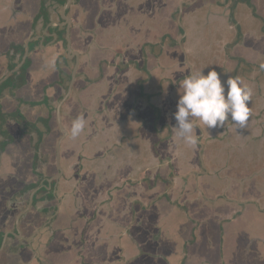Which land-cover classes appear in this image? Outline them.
Wrapping results in <instances>:
<instances>
[{
	"label": "crops",
	"instance_id": "obj_1",
	"mask_svg": "<svg viewBox=\"0 0 264 264\" xmlns=\"http://www.w3.org/2000/svg\"><path fill=\"white\" fill-rule=\"evenodd\" d=\"M88 1L92 20L85 22L82 26L88 29L84 35H88L92 41L86 45H83L81 41L77 43L80 46L79 49L85 48L88 53L92 52L93 59L97 62L98 59L95 56L109 55L104 53L105 50L111 48L110 53L116 51L118 47H124L121 46V41L118 42L122 23H108L109 21L104 18L105 13L103 14L100 9L103 8V4H111L114 1L115 11L111 15L117 17V12L126 5L122 3V0H104L100 5L98 2L96 3V0ZM140 1L131 0L127 4L133 11L130 14L132 17H124L125 32L129 35L128 41L124 39L127 49L124 61L135 59L137 66L143 69L147 67L148 72L156 73L161 68L164 69L165 75L172 72V66L166 63L167 59L172 61L171 56L168 55L169 52L156 53V35L186 36L192 33L191 30L194 27L200 28L201 25L205 26L207 23L216 25L218 30L229 29L232 19L238 24L236 26L240 25L241 27L243 23L240 18L242 17L244 22L260 25L261 27H256L257 30L263 29L264 31V0H151L149 7L146 2L141 3ZM181 1L185 3L182 4L180 10L179 25L178 15ZM41 2L42 0H0V79L6 76L9 71L10 76L14 72L12 66L18 65L22 61L21 55L26 41L30 37L38 38V35H42L44 32L41 29L44 25V19L40 15ZM137 6L142 13H147L149 8L152 9L153 22L151 24H142L136 20H140V16H136L138 15L135 11ZM143 8L146 9L143 10ZM98 9L100 14L95 19L94 15L98 13ZM145 16L147 17V15ZM96 20L98 23H95ZM157 25L162 26L160 31H157ZM149 26L155 27L156 30H153L155 33L148 28ZM174 28L176 30L173 32ZM74 32L76 33L77 29ZM253 34L260 33L254 31ZM37 38H31V41L37 42L32 44V63L26 70V84L12 91L17 98L22 99V103L19 104V107L17 106L16 99L11 97L10 90L8 91L10 88L6 86L0 96V109L4 113H11L18 107L21 113L26 116L25 108H36L30 103L38 102L42 98L39 94L40 89L50 82L49 77L55 75L53 67L48 60L45 61V54L53 48L50 45L43 46L41 41L36 40ZM148 42L154 44V49L151 52L147 48L144 49ZM182 48L185 47L182 46ZM38 49L43 51L42 54H38ZM186 50L185 48L187 57ZM142 51L146 53L140 54ZM40 58L43 60L41 61ZM189 64L193 71L192 64L190 62ZM48 65L50 66L48 67ZM167 69L169 70L167 71ZM189 70L187 65V71L189 72ZM105 72L110 74L109 69ZM139 73V70L133 69L131 64L127 65L121 73L124 80L110 84L111 87L117 88L116 91L119 94L112 95L108 100L109 103L117 102L118 95L125 96L129 101V88L132 87V81L146 75L143 72ZM103 82L102 84H104ZM144 84H150L149 80H146ZM76 85L80 86L78 81L75 82ZM108 87L105 88L111 90ZM35 92L37 95H34ZM80 96L82 100L84 99L83 105L89 113L90 120L87 118L82 120V117H79L82 115L79 112L80 108L78 111L80 114L74 112L76 115L74 118H81L79 121L84 125V129L75 138V141H71L70 128L73 119L69 118L70 113L65 115L64 108L61 124L67 134L61 140L59 150L68 154L71 152V146L76 144L77 151H80L81 156L85 158L84 162L89 163L92 172L91 177L84 182L83 188L86 190L82 193L81 199L76 203L67 199L62 200L56 219L52 218L51 220L50 218L46 222V216L32 208L28 209L26 213L23 212L24 210L19 211L20 208H23L22 203L27 199V195L24 196V201L20 202L19 208L4 207V201L12 193L20 191L24 184L33 187L37 181L33 173L32 145L29 137L22 135L23 126L10 119L4 126L15 137V141L0 152V231L12 232L13 222L20 216L18 223L20 233L15 237L6 238L3 249L0 251V264H134L141 256L151 255L146 253V246L136 235V228L142 227L147 218L146 214L150 213L152 207L154 208L156 205H160L161 208L172 206L177 210L172 211V216L181 218L186 215L188 216L187 223L193 224L194 220H191V217H195L197 220L207 217L216 227L220 225L225 227V222L233 223L235 228L237 227L238 233L241 231L239 229L242 227L243 216L248 215V212H251L252 215L254 212L264 214V184L261 183L264 178V160L250 158L252 147L250 143H247L249 138L245 133H243L244 138L241 142H246L242 144L228 145L217 141L211 143L213 139L207 142L202 139L201 159H199L200 147L196 145L188 147L192 149L195 156L191 154V163H188L187 167L183 166L187 170L179 172L175 166V156L171 153V147V149H164L162 152H157V149L151 147L141 148L140 138H137L140 134L135 137L134 134L140 130L142 120L134 119L136 117L125 118L123 126H119L115 121L108 127L114 131L115 139L112 144L116 156L119 157L121 154L117 147H122L124 150L122 176H127L129 181H137L138 185L133 190L125 187L123 190H118L119 193L112 195L111 192V195H106L105 191H102L104 182L101 178V162L102 152L107 148L106 146H109L108 143L105 144L102 133L107 124L104 122L103 115L96 111L98 108L96 105H87V95ZM130 104L126 102V106H130ZM68 106L70 108V104ZM85 116L87 115L85 114ZM27 121H29L28 117ZM204 135L203 132L202 137ZM61 146H63L62 149ZM129 152L131 153L129 154ZM25 160L30 165L28 172L23 170L22 161ZM240 162L243 166L240 165ZM159 167L165 174L161 175L160 179L162 180L157 182ZM94 168L97 169V172H94ZM146 179H148V183H153V180L155 183L149 186L145 183ZM122 180L125 179L120 177L119 182L121 183ZM260 184L262 186L258 187ZM127 190L131 193L128 194ZM202 199L207 200L206 203L211 208L217 205L221 206L219 210L221 218L214 211V213L211 211L202 213L197 207V203ZM54 204L55 200L53 199L45 206L50 207ZM39 205L42 204L39 203ZM153 212H157V216H160L158 210ZM160 219L161 217L157 218V220ZM229 227L230 225L223 229L231 234L232 231ZM193 235L194 237L190 240L183 239L182 245L185 248L198 241L194 232H192ZM126 236H129L130 239ZM120 240H122V247H118ZM27 244H30L31 247L29 248ZM252 244L255 247L252 251L253 254L261 258L264 255V235L253 236L248 240V245ZM164 254L166 253L164 252ZM181 260L177 264H180Z\"/></svg>",
	"mask_w": 264,
	"mask_h": 264
},
{
	"label": "rangeland",
	"instance_id": "obj_2",
	"mask_svg": "<svg viewBox=\"0 0 264 264\" xmlns=\"http://www.w3.org/2000/svg\"><path fill=\"white\" fill-rule=\"evenodd\" d=\"M226 3L229 4V2ZM242 18H240L243 23L241 27L240 25L236 26L238 24L235 23L234 19H232L229 29L218 30L219 28L216 25H209V23L205 26L201 25L200 28L194 27L190 35H186L181 39V43L187 49V57L192 64L194 73L201 71L203 75H207L209 71L215 70L220 75L222 83L229 77L238 78L243 86L251 89V101L247 105L250 108L249 120L246 127L241 128L240 131H242L243 138V133H245L249 141L251 139V142L247 140V143H250L252 147L250 158L252 160H264V142H261L264 138V70H261L260 67L261 64H264V31L263 29L257 30L256 27H261L260 25L256 26L244 22L245 20ZM160 28L162 26L157 25V31H160ZM175 30V28L172 29L173 32ZM254 31L260 34H253ZM180 36L156 35V53L169 52L168 55L171 56L172 61L167 59L166 63L172 66V72L165 75L163 68L159 72L156 71V73L153 71L146 72V75L141 78L143 81L141 84V99L134 107L135 111L140 113V119L142 120L139 136L141 148L151 147L157 149V152L172 148L171 153L175 156L177 171L184 172L187 168L185 169L183 166L186 165L187 167V164L191 163L190 155L194 154L195 156V153L192 152L191 148H188L192 145L179 140L172 129L176 124L173 114L177 110L178 89L182 93L179 86L182 84L183 78L189 73L187 65L183 62L182 50L177 43ZM146 80L150 82V84H146L148 86L144 84ZM133 91L132 88H129L130 93ZM34 95H37V93L35 92ZM71 106L70 102V108ZM131 106L133 104L125 108L124 118L126 119L131 116L136 117L134 113H128ZM75 108L76 110L73 111L79 113V108L77 106ZM25 109L29 121H34L38 115L37 113L44 110L43 107L32 108L33 110ZM65 111V115L72 113L67 108H65ZM197 123L203 129L205 135L202 138L205 139V142L210 139H213L211 143L217 141L228 145L246 142H239L235 139L236 127L229 122H225L224 127L212 129H205L203 125ZM52 125L54 127L53 134L43 146L46 151L53 148L59 135L54 121L51 122ZM194 134L198 135V130ZM32 140L30 139V142ZM62 148L63 146H61ZM37 164L36 169L39 168ZM22 165L23 170L28 172L30 166L28 162L26 160L22 161ZM240 165L243 166L241 162ZM44 173L48 172L45 171ZM164 174L163 169L159 167L157 169V182L162 180L160 176ZM147 181L148 179L145 183ZM1 182L3 184V181ZM261 183L264 184V178ZM261 186V184L258 185V187ZM206 195L213 196L211 194ZM206 202L207 200L202 199L199 204L197 203L199 210L202 213L214 211L221 218L219 212L221 206L217 205L211 208ZM154 210H158L160 216H157V212H153ZM172 211L177 210L172 206L161 208L160 205H156L154 208L152 207L150 213L146 214L147 218L144 220L142 227L136 228V235L146 246V253L151 255L141 256L134 264H177L181 259L183 264H264V255L258 258L252 252L255 248L254 244L248 245V240L253 236L264 235V214L254 212L252 215L251 212H248V215L243 216L242 227L239 229L241 231L238 233L236 231L237 227L235 228L233 223L225 222V227L220 225V229V226L216 227L207 217L203 220L191 217V220H194L192 224L186 222L188 216L175 218L172 216ZM160 217L161 219L157 220ZM228 225H230L231 234L223 229L227 228ZM192 232L195 233L198 241L194 245L185 248L182 241L184 238L189 240L193 238ZM126 237L130 239L129 236ZM121 243L122 240L119 241L118 247H122ZM233 248L235 250H232Z\"/></svg>",
	"mask_w": 264,
	"mask_h": 264
},
{
	"label": "flooded vegetation",
	"instance_id": "obj_3",
	"mask_svg": "<svg viewBox=\"0 0 264 264\" xmlns=\"http://www.w3.org/2000/svg\"><path fill=\"white\" fill-rule=\"evenodd\" d=\"M104 0H96V3L100 5ZM131 0H122V3L126 5V7L122 8V10H119L117 12V17L112 16V12L115 11V5L114 1L111 4L105 3L103 4V8L100 9L101 12L104 14V18L109 21L108 23H122V29L120 31V40L121 46L124 47H118L116 51L110 52L111 48L108 50H105L104 53H108L109 55H104V57L95 56L97 60L94 61L93 59V53H88L87 49L80 48L78 45V41H81L83 45L88 44V42L92 41L91 38L88 35H84V33L88 32L87 28L85 29L84 25L85 22L92 20L91 16V9L89 6L88 0H70L68 6L64 10V14L62 16L61 10L63 6L67 3V0H42L41 2V11L40 15L44 19V25L41 29L44 30L42 35H38L39 37H30L28 39L27 44V53L23 60V57L25 55V47L23 49V53L21 55V58L23 60V63L28 62V67L26 70L31 66L32 63V48H30V45L32 44L31 38H37L38 42H42L43 46H51L53 50L49 51L47 54H45V61L48 60V62L51 64V66L54 69L55 75L49 77V83L44 85L41 89V97L40 100L36 103H39L35 105V107L44 108V110H40L37 113V117L34 121H31V123H34L36 126V129H31L28 132H23L22 135L28 136L29 141L30 139L33 140L30 142L33 149V168H34V175L36 177V184L31 187L29 184H24L20 191H16L12 193L5 201H4V207L5 208H19V205L24 201V196L27 195V199L22 203L23 208H20L19 211L24 210L28 205H30V208L38 210L42 215L46 216V222H48L51 218L56 219L58 216V212L60 209L59 204H61V201L64 199L69 200L72 203H76L77 200H80L83 196L82 193L86 190L84 187V182L86 179L91 177V166H89V163L84 162L85 158L81 156V152L77 151L76 144L72 145L71 152L68 154L62 153L61 150H59L58 153V162H57V152H56V144L58 140L62 136V132L60 129H58V123H57V117H56V109L60 101H62L65 97L66 99L62 103L60 107V117L62 116V110L64 108L70 109L72 113L69 114V118L76 120L74 117L76 116L74 114L73 110H76L75 106L80 108V113H82L81 116L82 120L83 118H87L90 120V117L88 116L89 113L86 111V107L83 105V101L81 99V96L83 94L87 95V105H96L98 108L96 111L103 115V119L105 124H107V127L103 128V135L105 138V144L108 143L109 146H106L107 148L103 150L102 152V162H101V178L103 179L104 185L102 187V191H105L106 195H112L113 193H119L118 190H123L125 187L127 189H135L138 185V183L129 181L127 179V176H122V169L124 166V150L122 147H117L119 154V157L116 156V153H114L113 149V140L115 139L114 131L110 129L111 127H108L109 124L116 121V124L118 123L119 126L124 125L125 121V108L126 102L133 104L131 106L130 112L128 113H134L136 115V118L134 116H131L130 118H134L138 120L141 118L140 113L138 111H135L134 105L140 101L141 99V84L143 81L138 78L134 79L132 81V89L133 92L129 93V101L125 98V96H117V102L115 103H109V99L112 95H116L117 88L115 89V86H110V84H116L119 81H123L124 79L121 76L122 70L128 65L133 67V69L139 70L140 73H146L148 72L147 67L145 69L140 68L137 66L135 59H129L128 61H124V54L127 53L125 40L128 41L129 35L125 32L126 25L124 24L125 18L132 17V11L133 9H130V7L127 6ZM141 3L146 2L148 4V7L151 4V0H141ZM108 6V7H107ZM146 8H143L145 10ZM100 11L98 9V13L94 15V18L97 19V17L100 14ZM135 11L138 13L136 16H140V20L136 19L137 21H140L142 24H148L152 23L153 17H152V9L149 8L147 13H142V11L136 7ZM147 15V17L145 16ZM64 17H68L70 21L69 28L67 30L66 23L64 21ZM125 17V18H124ZM118 19V20H117ZM142 20V21H141ZM95 23H98V20H96ZM151 31L155 29V27L149 26L148 27ZM46 29V32H45ZM75 29H77V34L74 32ZM149 30V31H150ZM155 33V31H153ZM153 33V35H154ZM87 36V38H86ZM95 36V35H94ZM150 36V35H149ZM148 49L149 52L153 51L154 44H151V42L146 43L144 49ZM114 50V49H113ZM38 54H42L43 51L38 49ZM41 51V52H40ZM86 53H88L86 55ZM146 53L145 51L141 52L140 54ZM110 56V59H109ZM146 59V58H145ZM42 61L43 59L40 58ZM18 68V70L22 67ZM144 64V62H143ZM19 65V63H18ZM17 67V64L15 65ZM14 66V67H15ZM13 67V69H14ZM110 71V74H106V70ZM17 70V71H18ZM26 70L25 75L26 76ZM16 71V72H17ZM74 72V80L73 84L70 87L71 83V76ZM14 73V72H13ZM139 73V74H140ZM10 74V71H9ZM189 75V74H188ZM53 77V79H52ZM55 77V78H54ZM2 78H5L2 77ZM7 80V78H6ZM5 80V81H6ZM3 81V82H5ZM79 82L80 86H75V82ZM104 81V82H103ZM2 82V83H3ZM102 82L104 84H102ZM26 84V78L25 83L15 88L19 89ZM1 85V84H0ZM109 86L108 88H111V90L105 88ZM70 87V92L68 93V89ZM5 88H3L0 92V96L2 94V91H4ZM10 89H8L9 91ZM11 89V92L14 91ZM10 93V91H9ZM14 93V92H13ZM68 93V95H67ZM119 94V92L117 93ZM57 97V98H56ZM144 97H146L144 95ZM13 98H17L15 93ZM72 104L71 108H68V105ZM101 105V107H100ZM74 107V108H72ZM1 110V109H0ZM79 110V109H78ZM79 113V114H80ZM85 114L87 116H85ZM85 116V117H84ZM24 117L27 119V117L24 115ZM40 119H47L46 124H43ZM81 119V118H79ZM78 119V120H79ZM11 120V119H10ZM13 121V120H11ZM55 122L56 130L58 131L59 135L57 139L54 142L53 148H51L49 151H46V148H43V146L46 144L47 140H50L49 137L51 136L54 127L51 126V122ZM7 122H9L7 120ZM5 123V125L7 124ZM15 122V121H14ZM83 122V121H82ZM17 124L21 125V123L16 122ZM115 124V125H116ZM198 124V123H197ZM4 125V126H5ZM113 125V124H112ZM199 126V125H198ZM200 127V126H199ZM203 133V129L200 127ZM241 128L236 129L235 128V139L239 142L242 141V131H240ZM198 130V136L200 135V130ZM140 130L136 131L134 134V137L136 135L139 136ZM10 134V133H9ZM11 135V134H10ZM12 136V135H11ZM1 137V136H0ZM13 137V141L8 143L4 149L14 143L15 137ZM199 142L203 143L201 139L202 136H199ZM139 139V137H137ZM2 140V137H1ZM71 141H75V138H72ZM250 142V141H249ZM264 142V138L261 141ZM196 146L199 147L198 144ZM75 147V148H74ZM116 152V151H115ZM131 152H129L130 154ZM36 163L41 169H36ZM155 168V167H154ZM48 173H44V172ZM94 172H97V169L94 168ZM120 177L124 178L125 180H122L121 183L119 182ZM53 179V180H51ZM49 180L50 183H49ZM155 183V180H153ZM153 183H146L147 185L151 186ZM127 185V186H126ZM39 187L37 191L32 196V202L29 204V195L31 191H33L35 188ZM167 189V188H166ZM128 194L131 192L129 190ZM55 200V204L53 206L47 207L45 206L46 203H48L51 200ZM110 200V198H109ZM21 202V203H20ZM42 204L41 206L39 205ZM106 204V203H105ZM29 208V209H30ZM49 219V220H48ZM15 222H13V230L12 233H15L14 235H9L8 238H12L17 236V232L15 231ZM11 232V231H9ZM5 232L0 231V251H2L3 248H1V242L3 239V235ZM12 236V237H11ZM6 242V241H5Z\"/></svg>",
	"mask_w": 264,
	"mask_h": 264
},
{
	"label": "clouds",
	"instance_id": "obj_4",
	"mask_svg": "<svg viewBox=\"0 0 264 264\" xmlns=\"http://www.w3.org/2000/svg\"><path fill=\"white\" fill-rule=\"evenodd\" d=\"M264 70V64L260 65ZM178 89L179 99L173 114L176 124L172 129L176 137L189 144L196 145L200 139L195 135L197 122L205 129L224 127L225 122L236 128H244L249 120L251 89L243 86L238 78L229 77L224 83L220 75L211 70L207 75L191 73L183 78ZM84 129L78 119L71 123V136L77 138Z\"/></svg>",
	"mask_w": 264,
	"mask_h": 264
},
{
	"label": "trees",
	"instance_id": "obj_5",
	"mask_svg": "<svg viewBox=\"0 0 264 264\" xmlns=\"http://www.w3.org/2000/svg\"><path fill=\"white\" fill-rule=\"evenodd\" d=\"M37 41L32 42V44L36 43ZM30 45V48L33 47V45ZM14 67V66H12ZM28 67V62L23 63L22 67L15 73H12L9 78L3 82L0 85V92L3 88L8 86L10 88V96L13 97L14 93L11 92V89L14 90L15 88H18L22 86L25 83V70ZM16 99L17 106L19 107V104L22 103V99L20 98H14ZM39 103H30L31 106H35ZM18 107L11 113H4L2 110H0V136L2 137V140L0 141V152L4 150V147L13 141V137L9 134L6 128H4L5 123L7 120L11 119L15 122L21 123L23 126V132H28L31 129H36V126L34 123H31L27 121V119L24 117V115L21 113V111L18 109ZM40 121L43 122V124H46L47 119H40Z\"/></svg>",
	"mask_w": 264,
	"mask_h": 264
},
{
	"label": "water",
	"instance_id": "obj_6",
	"mask_svg": "<svg viewBox=\"0 0 264 264\" xmlns=\"http://www.w3.org/2000/svg\"><path fill=\"white\" fill-rule=\"evenodd\" d=\"M69 2H70V0H67V3L63 6V8H62V10H61V14H62V16H63V14H64V10H65L66 7L68 6ZM184 3H185L184 1H181V3L179 4V15H178V23H179V25H180V21H179L180 10H181L182 4H184ZM64 21H65V23H66V27H67V30H68L69 25H70L69 18H68V17H64ZM183 36H184V35H181V37H179L177 43H178L179 47H180L181 50H182V53H183L182 55L184 56V62L188 65V67H189V69H190V70H189V74H190L191 71H192V68H191V65L189 64V62H188V60H187V57H186V55H185L186 53H185L184 49L182 48V43H181V39H182ZM27 44H28V42L26 41V43H25V49H26V50H25V55H24V57H23V60H24V58H25V56H26V53H27ZM23 60L19 63V65H17V67H16L15 69H13L14 72H16V71L18 70V68H19V67L21 66V64L23 63ZM192 72H193V71H192ZM8 76H9V73L5 76V78L0 79V84H1L3 81H5L6 78H7ZM73 80H74V72L72 73V76H71L70 87H71L72 84H73ZM70 87H69V89H68V93L70 92ZM68 93H67V95H68ZM65 99H66V97H65L62 101L59 102V104H58V106H57V109H56L57 123H58V126H59L60 131L62 132V136H61V138L58 140V142H57V144H56L57 162H58V153H59V145H60V142H61V140L65 137V135L67 134V132L65 131V129L63 128V126H62V124H61V117H60V107H61V105H62V103L64 102ZM198 128H199V130H200V132H201L199 136H202V130L200 129L199 126H198ZM198 145H199V147H200V151H199V159H201V149H202V147H203V144H202L201 142L198 141ZM51 180H53V179H51ZM51 180H49V183H50ZM38 189H39V187H37V188H35L33 191H31V193H30V195H29V196H30V197H29V204L32 202V196H33V194H34L35 191H37ZM29 208H30V205H28V206L24 209L23 212L26 213V211H28ZM23 212H22V214H23ZM19 219H20V216L17 217L16 222H15V232H17V234L20 233V231L18 230ZM8 234H9V235H14L15 233L7 232V233H5V234L3 235V239H2V242H1V248H3V246H4V244H5V241H6V238H7ZM30 244H31V243H30ZM30 244H27V245L29 246V248L31 247Z\"/></svg>",
	"mask_w": 264,
	"mask_h": 264
}]
</instances>
